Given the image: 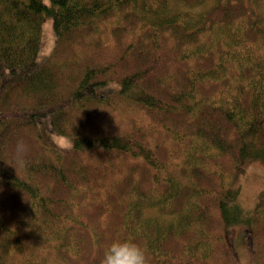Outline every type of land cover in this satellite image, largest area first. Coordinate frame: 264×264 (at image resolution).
I'll return each mask as SVG.
<instances>
[{
  "label": "trees",
  "instance_id": "trees-1",
  "mask_svg": "<svg viewBox=\"0 0 264 264\" xmlns=\"http://www.w3.org/2000/svg\"><path fill=\"white\" fill-rule=\"evenodd\" d=\"M204 1L0 0V264H101L116 241L237 264V226L264 264V197L245 209L238 183L264 162L259 0Z\"/></svg>",
  "mask_w": 264,
  "mask_h": 264
},
{
  "label": "rangeland",
  "instance_id": "rangeland-1",
  "mask_svg": "<svg viewBox=\"0 0 264 264\" xmlns=\"http://www.w3.org/2000/svg\"><path fill=\"white\" fill-rule=\"evenodd\" d=\"M215 0H205L202 4L195 7L194 11H203L210 7ZM48 4V0H45ZM259 11L262 14L264 23V0H259ZM41 46L38 54V60L44 61L52 54L57 44V32L54 26L52 16L45 14L42 24ZM59 135H51L50 138L55 144H59ZM68 140H74L66 137ZM61 150V149H60ZM240 185V202L247 209H253L260 198L264 197V162L262 161H247L244 163L242 171L238 178ZM243 226L232 227L230 230V238L234 256L237 264H255L254 244L251 243L245 234Z\"/></svg>",
  "mask_w": 264,
  "mask_h": 264
},
{
  "label": "clouds",
  "instance_id": "clouds-1",
  "mask_svg": "<svg viewBox=\"0 0 264 264\" xmlns=\"http://www.w3.org/2000/svg\"><path fill=\"white\" fill-rule=\"evenodd\" d=\"M57 145L62 151L71 150L74 147L72 141L66 137H59ZM28 151L27 145L23 142H18L16 145V153L18 164L25 166V155ZM101 264H147V257L144 250L137 244L131 241H116L113 242L104 253Z\"/></svg>",
  "mask_w": 264,
  "mask_h": 264
}]
</instances>
